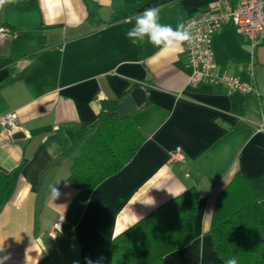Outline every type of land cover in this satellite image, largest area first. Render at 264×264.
<instances>
[{"label": "crops", "instance_id": "0c3cea01", "mask_svg": "<svg viewBox=\"0 0 264 264\" xmlns=\"http://www.w3.org/2000/svg\"><path fill=\"white\" fill-rule=\"evenodd\" d=\"M236 0H11L0 26L16 36L0 43V172L15 191L0 207V264H110L112 240L189 189L199 196L192 241L162 264H224L208 234L217 194L240 172L264 214V44L250 65L247 44L227 21L212 38L216 69L253 85L259 96L223 85L188 83L183 50L133 45L135 17L160 8L161 23ZM252 72V75H251ZM133 89L146 105L130 114L144 141L132 160L91 193L75 226L52 241L47 231L76 191L66 152L109 101ZM178 151L182 159H171ZM54 185L61 195L50 196ZM66 224V222H65Z\"/></svg>", "mask_w": 264, "mask_h": 264}, {"label": "trees", "instance_id": "16d2710c", "mask_svg": "<svg viewBox=\"0 0 264 264\" xmlns=\"http://www.w3.org/2000/svg\"><path fill=\"white\" fill-rule=\"evenodd\" d=\"M119 103L104 102L102 112L82 127L84 135L66 152L72 163L68 182L76 196L63 233L75 226L92 191L119 173L143 144L130 115L119 116ZM15 184L11 174L0 172V207L11 199ZM198 204L197 192L189 189L158 207L112 240L110 264H162L165 256L192 241ZM208 234L224 264L233 257L237 264H264V214L240 172L217 194Z\"/></svg>", "mask_w": 264, "mask_h": 264}, {"label": "built area", "instance_id": "2783aa9c", "mask_svg": "<svg viewBox=\"0 0 264 264\" xmlns=\"http://www.w3.org/2000/svg\"><path fill=\"white\" fill-rule=\"evenodd\" d=\"M227 21L233 25L237 38L247 44L250 65H253L257 48L264 44V0H236L232 6L222 5L218 11L205 9L184 19L183 22L191 26L193 36V43H186L182 49L186 64L191 70L188 83L192 86L220 84L230 91L258 97V90L253 83H242L237 77L221 74L216 69L211 47L212 38ZM15 36L13 31L0 26V43ZM0 127L9 136L19 131L14 114L1 117ZM170 158L182 159L178 151L171 153ZM62 226L63 219H57L47 231L48 238L52 241L60 239L63 234Z\"/></svg>", "mask_w": 264, "mask_h": 264}, {"label": "clouds", "instance_id": "9594fccd", "mask_svg": "<svg viewBox=\"0 0 264 264\" xmlns=\"http://www.w3.org/2000/svg\"><path fill=\"white\" fill-rule=\"evenodd\" d=\"M11 0H0V8ZM133 45L147 43L160 50L179 52L184 45L193 43L191 26L183 21H178L176 26L161 23L160 8L150 7L135 17L133 26L126 33ZM61 193L54 185L50 188V196L55 201ZM91 264V261L88 262ZM226 264H237L235 257L229 258Z\"/></svg>", "mask_w": 264, "mask_h": 264}, {"label": "water", "instance_id": "95a60500", "mask_svg": "<svg viewBox=\"0 0 264 264\" xmlns=\"http://www.w3.org/2000/svg\"><path fill=\"white\" fill-rule=\"evenodd\" d=\"M146 101V93L141 89H133L118 105L120 117L130 115L141 108Z\"/></svg>", "mask_w": 264, "mask_h": 264}]
</instances>
